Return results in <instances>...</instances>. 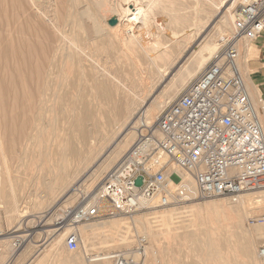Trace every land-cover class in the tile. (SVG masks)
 Masks as SVG:
<instances>
[{"label": "bare ground", "instance_id": "bare-ground-1", "mask_svg": "<svg viewBox=\"0 0 264 264\" xmlns=\"http://www.w3.org/2000/svg\"><path fill=\"white\" fill-rule=\"evenodd\" d=\"M27 1L28 4L26 5L28 7L27 9L25 8L29 13V16L28 14L27 16L32 18L37 24V28L29 23L24 24L22 22L20 24L19 21H15L14 16L17 13L13 14L14 19L8 13L10 17L5 15L4 18L6 17V19L2 20V14L6 12L7 5L3 0H0V128L4 121L3 118L6 119V126L10 124L16 125L15 113L18 117L25 115V118H28L26 122L28 124L25 125L24 129V126L20 127V129H23V136L19 140L15 139L21 145L20 149L25 151V153L23 156L21 155L22 158L20 157V159L18 156L17 160H19V163L23 159L32 162L30 165L31 169L28 168L35 171V173L45 169L47 174L54 175V179L46 185L45 195L32 199L34 208L45 207L43 213L46 214L39 216L42 224L40 228H44L48 226L51 222L50 220L54 217H61L62 221L67 222L72 213L69 210L70 202L78 194L77 192L83 190L87 194L92 195V189L94 188L92 184L98 177L99 171L110 167L124 153L120 158L122 160L134 145V140L136 141L141 134H144L145 128L154 126L157 117L171 101L172 96L181 91L189 80L201 72L211 56L218 51L226 38L232 34L235 12L248 0H193L192 5L186 4L184 2L186 0H124L123 3L126 6L124 10L118 4L111 6L112 4L108 5L106 4L107 1L104 2V0H91L93 1L92 7L84 8V12L82 11L81 13L80 8H77L81 14L76 12V10L75 12L78 15L74 14V12L73 14L62 15V17L57 16L56 12L48 13L50 11L49 8H52L51 12H54L53 10L57 7L54 9V6L51 7L53 2L50 5L46 1L50 7L48 8L49 11H45L46 4L45 6L43 4L46 2L41 4L45 7L43 9L38 4L40 0L39 2L36 0ZM68 1L71 4L76 2V0ZM228 3H230L229 6H227ZM155 4H161L164 9L169 10L171 13L166 15L165 29L160 28L159 25H153L157 36L151 41H147L144 40L143 36L151 29L149 26L154 19L152 18L154 17L153 15L151 17V11L152 6ZM68 5L70 6V4ZM86 5L88 4L86 3ZM97 6L102 8H100L104 18L102 21L108 26L110 32V42L108 43L117 47L120 58L122 56L124 60L122 62L123 65L114 71L106 69V66L104 67L102 64L99 65L97 61L98 63H93L91 68H87L88 71L90 69L89 80H84L85 75H81L79 69L83 72L84 67L82 69L83 63L81 64V62L87 61L86 59L89 58L87 50L91 49V47H87L90 45H88L87 40L84 41L82 35L89 29L91 30L90 34L95 33L99 36L98 33L103 30V33H101L104 34L107 28L102 27L103 29H101V23L97 21ZM59 7L61 8V6ZM3 8L6 9L5 12L2 10ZM119 9H122L120 11V14H123L121 16L123 17L122 20L117 25L116 23L109 24L110 15L109 17H104V14L107 12L116 14ZM66 11L69 12V10ZM218 13L222 14V17L214 24L211 30L207 31ZM87 21H91L90 27H85ZM132 23L140 24L137 31L142 32L143 36H135L133 33L129 34L130 31H133ZM169 35L170 37H168ZM41 40L42 43L40 42ZM90 40L92 43L91 38ZM44 42H46V45H44ZM58 43L71 48L72 52L63 53L65 49L60 50L62 47L59 45L58 47ZM86 47L88 57L84 59L80 55L85 53L83 50ZM239 50L237 66L243 77L253 108L264 129V93L260 88L261 82L256 77L258 70L251 67V62L258 59L260 50L254 42L245 40L240 41ZM97 51L95 52L97 53ZM90 54L92 55V53ZM93 55L90 58H93ZM98 58L96 56V59ZM122 58L120 61H122ZM104 59L107 60V58L102 60ZM120 61L117 62L119 63ZM106 63L103 64L105 65ZM84 64L88 67L87 64L89 63L86 62ZM109 64L111 68L115 67V65L111 66V63ZM7 70H9V75L12 73L10 78L16 85V92L13 94L10 91L13 96L11 95L12 97L10 98V95L7 94L9 96L4 98L5 100L3 99L4 104L2 105L3 95L1 88L8 76L5 72ZM3 72L6 73V78L2 81ZM71 73L75 75L74 80L70 79ZM153 74L159 81L171 74L173 76L172 78L170 77L171 80L169 79V83L164 86L160 95L154 94L156 97L148 104L146 99L154 88L153 86L151 88L148 87L155 80ZM9 82H7L8 85L10 84ZM89 83L91 86L88 85ZM12 85L14 84H11L10 90ZM14 88L13 90H15ZM72 88L75 90L76 95L72 93ZM10 107L14 111V117L11 116L13 115L12 113H9ZM13 107L15 108L14 110ZM160 109L161 111L157 115V111ZM12 111L10 109V112ZM59 121L62 123L60 124ZM28 141H32L30 148L32 151L26 153L29 148H24V145L22 147V144H26ZM14 150L13 152H15ZM6 152L1 144L0 156H2L1 158L4 162L6 159L10 160L8 158L11 157V153L15 155L12 151H10L9 155ZM16 152L18 151L16 150ZM7 155L10 157L7 158ZM12 158L15 159L16 157L12 156L11 160H13ZM28 161L27 163H29ZM8 164L10 162H7L6 167H8ZM16 164L18 165V162ZM8 168L4 169L6 171L4 172L6 177L4 178H6V181L12 182L11 177L8 176V172L11 169L8 171ZM168 169L185 179L190 189L193 188L189 177L174 164H169ZM80 172H87V175L82 180H75L76 182L71 183L70 179H75L73 177L79 176ZM2 174L3 172L0 173V182ZM32 179L36 180V177ZM1 183L5 185L4 181ZM9 188L7 194H3L2 198V195L0 196V199H2L0 200V230L2 232L0 236V259L6 254H10L9 256L12 255L11 257L13 258L11 259L16 261L20 256V250L26 247V242H28L29 238L31 239L34 232L31 231L27 235L13 236L20 231L21 221L18 222V220L28 216L30 207L22 202L19 204L15 196L16 192L14 193V186L11 185ZM70 191L73 192L69 193ZM30 198L23 199L31 201ZM62 199L64 200L61 205L46 220L51 210ZM177 210L154 211L149 214L150 217L145 214L138 218L136 217L137 219L131 217L132 221L130 222L126 221L127 218L118 217L114 218L113 221L95 220L73 227L67 224L64 225V229L60 233L61 228L45 231L52 239L54 235L57 236L50 242L45 240V242L38 245L40 247L38 252L40 251V253L34 254L35 256L26 264H33L36 261L48 258V256L52 258L53 250L58 247L67 249L65 239L72 230L77 233L80 248L72 253L75 257L67 260L70 264H110V250L121 247L129 248L132 244L133 227L137 231H142L146 237L153 241L156 240L155 234L158 233L156 228H169V226H175L174 230H182L185 239H188L193 244L194 250L203 257L216 262L217 260L223 261L226 259L223 256H227V254L223 255L220 252L223 245L217 243L213 238L219 223L224 220L238 224L243 217L257 219L264 216V214L259 215L264 212V191L247 192L241 194L236 200L223 198L208 201L203 205L192 204L191 201L181 206V209L179 208L181 211ZM58 211H61V213L58 214ZM1 221L4 223V227ZM94 222L98 223L90 224ZM36 227L33 228L35 229ZM255 231L258 237L264 238V222L261 225H257ZM49 236L48 240H50ZM30 239L29 242L32 241ZM137 242L138 240L136 239V244ZM83 244L86 252H80ZM21 245H23L22 249L20 248ZM254 247V242L251 239H247L240 246L243 258L251 260L253 264H264V260L259 259L258 252V262L254 261ZM40 258L42 259L40 260Z\"/></svg>", "mask_w": 264, "mask_h": 264}, {"label": "built area", "instance_id": "built-area-1", "mask_svg": "<svg viewBox=\"0 0 264 264\" xmlns=\"http://www.w3.org/2000/svg\"><path fill=\"white\" fill-rule=\"evenodd\" d=\"M263 38L264 0H248L235 12L232 34L105 175L92 200L71 210L67 224L130 216L147 208H178L207 198L236 200L243 193L264 191V129L237 66L240 41ZM260 65L264 70V62ZM169 164L189 177L192 189L169 171ZM258 222L263 223L264 216L251 219L252 224ZM137 239L133 250L111 252L110 264H142L147 239ZM65 244L69 252L79 250L74 230ZM258 257L264 260V243Z\"/></svg>", "mask_w": 264, "mask_h": 264}, {"label": "rangeland", "instance_id": "rangeland-1", "mask_svg": "<svg viewBox=\"0 0 264 264\" xmlns=\"http://www.w3.org/2000/svg\"><path fill=\"white\" fill-rule=\"evenodd\" d=\"M25 1V2H24ZM27 0H3V2L7 5L6 6V9H4L5 8V4L4 5H2V7H4L2 10H3V12H5V10H6V12L4 13V14H2L3 16V19L2 20H5L6 19V17L4 18V16L5 15H7L8 17H10L9 15L11 14L12 16V18H13V14H15V13H17V15L15 14V21H19V23L20 24H22V22L25 24V23H29V24H31L32 26H34L35 28H37V24L32 20V18H30V17H28L29 16V13H28V11L26 10L27 9V5L26 4H28L27 2H26ZM37 2H39V0H36ZM46 1H48V4H50L51 5V3L53 2V4L51 5V7H53V9L55 8V10H53L54 12H51L52 11V8H49L50 7V5H47V2ZM50 1V2H49ZM55 1H57V0H40V2L38 3L40 6H42L41 4H43L44 2H46V3H44L43 5L45 6V4H46V8L45 7H41V8H45L44 10L45 11H49V9H50V11L48 12V13H55L56 12V15L57 16H61L62 17V15H66V14H68V13H74L76 10V12H78L79 13V10L81 11V13H82V11L84 12L85 10H84V8L85 9H88V8H90V7H92V5H93V1H91V0H76V2H74L73 4H71L70 3V1H66V0H59V1H57V2H55ZM84 1H86V2H84ZM91 1V2H90ZM105 1H107L106 2V4H108V5H111V6H113V4H115V5H119L120 6V8H122L123 10L124 9H126L125 7V5H124V0H104V2ZM7 2V3H6ZM25 3V5H26V7H24L25 5H24V3ZM54 2H55V4H54ZM95 2V1H94ZM186 4H188V5H192V3H193V0H186V1H184ZM60 4V5H58V4ZM86 3L88 4V5H86ZM92 3V4H91ZM101 3V2H100ZM68 4H70V6L68 5ZM77 4H78V6H77ZM229 4L230 3H228L227 4V6H229ZM12 7H11V6ZM72 5V6H71ZM76 5V6H75ZM59 6H61V8L59 7ZM89 6V7H88ZM8 7H9V10H8ZM18 7V8H17ZM66 7V8H65ZM69 7V8H68ZM74 7V8H73ZM155 7H157V8H155ZM161 7V8H160ZM24 8V9H23ZM26 8V9H25ZM49 8V9H48ZM77 8H80L79 10L77 9ZM81 8H83V9H81ZM101 7H96V14H98L97 15V21L99 22V23H101L100 25H101V29H103V28H106L105 29V31H104V34H102L103 33V30L100 32V33H98L99 34V36L98 35H96L95 33H91L90 34V32H91V30H87L86 32H84L83 33V35H82V37H84V41H88L87 43H88V45H90V46H87V47H91V49H89L90 50V53H92V55H93V53L95 52V51H97V55L94 53V55H93V58H90V57H92V55L89 53V50H87V47H86V49H84L83 50V52H85V53H82L81 55H80V57H82V58H84V59H86L88 56H89V58H87L85 61L86 62H88L89 64H87V66L88 67H86V65L84 64V63H86V62H84V61H82L81 62V64L83 65H81L82 66V69H83V67H84V69H83V72H81L82 70L81 69H79V73L82 75L83 74V76H84V80H89V73H90V69H89V71L87 70V68H91V66H93V63H98L99 65H101L102 64V66H106L105 68L106 69H109L110 71H114V70H116V69H119L120 67H121V65H123L122 64V62H123V60H124V58H122V56H121V58H122V61H120L121 60V58H120V55H119V53H118V50H117V47L114 45V46H111V44L110 43H108V42H110L109 41V39H110V32H109V30H108V26H106V24H104L103 23V21L102 20H104V18H103V14H102V11H101V9H100ZM155 8V9H154ZM23 9V10H22ZM69 10V12L68 11H66V10ZM122 9H119V12H117L116 14H114V13H112V12H107L106 14H104V17H109V15H110V19L111 20H108V23L109 24H115L116 23V25L118 24V22L119 21H121L122 20V18L123 17H121V16H123V14L121 13L120 14V11L122 10ZM65 10V11H64ZM21 11V12H20ZM153 11V12H152ZM152 11H151V17H152V15L154 16V17H152V18H154L153 19V21L151 22V24H150V26H149V28L151 27V29H149V31H148V33L149 34H151V35H149L148 33H145V35L144 34H142V32H138L137 30H138V26H140V24L138 25V24H133L132 23V27H133V31H130L129 32V34H135V36H138V35H141V36H143L145 39L144 40H147V41H151L154 37H156L157 36V32L154 30V27L155 26H153V25H159V27L160 28H163V29H165V25H166V15H167V13H171L169 10H167V9H164L163 7H162V5L161 4H155L154 6H152ZM166 11V12H165ZM168 11V12H167ZM14 12V13H13ZM19 12H20V14H19ZM67 12V13H66ZM74 13V14H77L78 15V13ZM8 13H10V14H8ZM65 13V14H64ZM81 13H79V14H81ZM18 14H19V16H18ZM27 14H28V16H27ZM114 14V15H113ZM99 16V17H98ZM120 16V17H119ZM20 17H21V19H20ZM117 17V18H116ZM222 17V14H217L214 18V22L212 23V25L207 29V31H209V30H211V28L214 26V24L220 19ZM108 18V19H109ZM10 19V18H9ZM17 19V20H16ZM24 21H23V20ZM114 19V20H113ZM120 19V20H119ZM11 20V19H10ZM117 20V21H116ZM28 21V22H27ZM89 22V23H88ZM88 23V24H87ZM102 23H103V25H102ZM155 23V24H154ZM91 24V21H87L86 22V24H85V27H88L89 25ZM87 25V26H86ZM105 26V27H104ZM90 27V26H89ZM103 27V28H102ZM136 30V31H135ZM151 30V31H150ZM108 31V32H107ZM107 32V34H105ZM87 33V34H86ZM86 34V35H85ZM89 34V35H88ZM148 36H147V35ZM100 35H101V37H100ZM86 36V37H85ZM92 39V41H93V39H95V38H97V39H95V41H93L92 43H91V40H90V38ZM109 36V37H108ZM106 37V38H105ZM168 37H170V35L168 36ZM24 39V38H23ZM90 40V41H89ZM262 40H259V41H255L254 43H255V45L258 47V49L260 50V54H259V57H258V59L257 60H259V62H256V61H252L251 63H252V65H251V67H253V68H255V69H257L258 70V73L256 74V77H258L257 79L261 82L260 83V88L262 89V91H264V70L263 69H261V65H260V62H264V51H262L261 50V45L264 47V45L262 44V42H261ZM41 43H42V40L40 41ZM113 42V41H112ZM84 43V42H83ZM94 43H95V45H94ZM61 44V43H60ZM59 43L57 44V46L59 45L60 47H62V49H60V50H63V49H65V50H63V53H68V52H72L71 50V48H67V47H65V46H62V44L60 45ZM44 45H46V42H44ZM107 45H108V47H107ZM110 45V46H109ZM56 46V47H57ZM58 46V47H59ZM98 48H97V47ZM65 47V48H64ZM94 47V48H93ZM67 48V49H66ZM94 49V50H93ZM95 49H97V50H95ZM116 49V50H115ZM86 50H87V52H88V56H87V53H86ZM68 51V52H67ZM119 55V57H118V55ZM115 55H116V57H115ZM95 56V57H94ZM96 56H97V58L98 59H96ZM109 57V58H108ZM117 58L116 60H115V58ZM96 60H95V59ZM100 58H107V60L106 59H104V60H106V61H104V60H102V59H100ZM113 58V59H112ZM89 59V60H88ZM91 59H93V60H91ZM100 59V60H99ZM102 60V61H101ZM114 60V61H113ZM89 61H91V62H89ZM98 61V62H97ZM104 61V62H103ZM117 61H120L119 63L117 62ZM105 62H107L108 64L109 63H111V66H113V65H115V67L113 66L112 68L110 67V64H109V67H108V64L106 65H104L103 63H105ZM112 62H113V64H112ZM125 62V61H124ZM126 63V62H125ZM92 64V65H91ZM85 65V66H84ZM108 67V68H107ZM86 69V70H85ZM112 69V70H111ZM9 70H7V71H5L7 74H8V76H7V78H6V73L5 72H3V75L4 76H2V81L5 79L6 81L5 82H3V86H2V88H1V92H2V95H3V98H2V100L4 99V98H6V97H8L9 95H10V98L13 96L12 95V93L11 92H13V94L16 92V85H15V83H14V81L13 80H11V78H10V76L12 77V73H10V75H9V72H8ZM84 71H88V72H84ZM5 73V74H4ZM174 74V73H173ZM173 74H171V75H169V76H167V77H165L162 81L160 80H158V79H156V76H154V74H153V77H154V81L152 82V83H150V85L148 86V87H154L153 89H152V93H151V91H150V95H149V97H147V99H146V102L148 103V104H150L153 100V98H155L156 97V95L154 96V94H157V95H160V93H161V91L163 90V88H164V86L167 84V83H169V81L171 80V78H172V76H173ZM73 78H72V77ZM88 76V77H87ZM152 76V75H151ZM171 77V78H170ZM10 78V80H8ZM74 78H75V75H72V73L70 74V79H72V80H74ZM13 79V78H12ZM167 79V80H166ZM170 79V80H169ZM166 80V81H165ZM192 80V79H191ZM191 80H189L188 81V83L191 81ZM10 81V82H9ZM13 81V83H11ZM7 82H9L10 84L8 85V83ZM5 83H7V84H5ZM188 83H186L185 85H187ZM11 84H14V85H12V89L10 90V86H11ZM88 85H90L91 86V84L89 83ZM7 86V87H6ZM15 87V88H14ZM88 88H89V86H87ZM6 88V89H5ZM7 88H8V92H10V93H8L7 92ZM13 88L15 89V90H13ZM162 88V89H161ZM183 88V87H182ZM72 90H73V88H72ZM149 90V89H148ZM68 91H70V89H68ZM67 90H66V92H68ZM75 90H73L72 91V93L74 94V95H76V92H74ZM159 93V94H158ZM180 93V91H178L174 96H172L173 98H175L178 94ZM7 94H9V95H7ZM12 95V96H11ZM172 98V99H173ZM171 99V100H172ZM5 100V99H4ZM4 100H3V102H2V105L4 104ZM56 106H58V105H56ZM165 106V105H164ZM163 106V107H164ZM57 108V107H56ZM10 109H11V111H12V107H10ZM10 109H9V113L11 114H13L14 113V111H12V112H10ZM15 108L13 107V110H14ZM161 111V109L159 110V111H157V115L159 114V112ZM156 115V116H157ZM11 116H13L14 117V114L13 115H11ZM26 116L24 115H20V117H18L17 116V114L15 113V118L17 119V123H16V125H8V126H6L5 124H6V119L5 118H3L4 119V121L2 122L3 124H2V126H1V128H0V133H1V139H0V142H1V144L3 145V147H4V149H5V152L9 155L10 154V151H12L13 152V150L15 151V152H13V154L15 153V155H12V153L10 154L11 155V157L13 156V157H16L15 159H16V162H15V159L14 158H12L13 160H11V157L10 156H8L7 155V158L8 157H10V158H8V159H10V160H5V162H4V160L1 158L2 156H0V167L2 166V167H4V168H0V173H2L3 172V174H2V179H1V182L2 181H4V183H5V185H3L1 182H0V186H1V190H0V196H1V198L3 197V194H7L8 193V191H9V187H11V185H13L14 186V193H15V196H16V199H17V201H18V203L20 204V202H22V203H24V204H27V206L28 207H30L29 208V210H30V212H29V214H28V216L27 217H25V218H21L20 220H18V222L19 221H21V223H20V231L18 232V233H16V234H14L13 236H20V235H27V234H29L31 231H33L34 232V234H33V236L31 237V239L30 240H32L31 242H33V243H31V242H29V239H28V242H26V247H24L23 249L21 248V247H23V245H21L20 246V248L22 249V250H20V256H19V258H17L16 259V261L15 260H12L13 258L11 257V256H9L10 254H6L3 258H1L0 259V264H5L7 261H8V259H10V261H11V264H26L30 259H32L35 255H37V254H39L40 253V251L38 252V249L40 248V247H38V245H40V244H42L43 242H45V240L46 241H52L57 235H54L53 237V239H52V237L51 236H49L48 234H47V232H45V231H48V230H52V229H58V228H61L60 229V231H59V233L61 232V231H63V227H64V225H67V222H64V221H62V219H60L59 217V219H60V221H59V219L58 218H56V217H54V218H52L50 221V223L48 224V226H45L44 228H40V225H42L41 224V218H39V216H41V215H45L43 212H44V208H38V207H36V208H34V202H32V199L34 200V199H37V198H39V196L41 197V196H44L45 195V193H46V185H48L53 179H54V175H49V174H47L46 173V170L45 169H43L42 171H38V172H36L35 173V171H32V170H30L31 168H30V165H31V163L32 162H29L27 159H23V161H21V163H19V160H17V158H18V156H19V159H20V157L22 158V156L24 155V153H25V151H23V150H21L20 148H21V145H19V143H18V141L16 142V140L18 139H20L21 138V136H23L22 135V132H23V129L25 128V125H27L28 123H26L27 122V120H28V118H25ZM19 118V119H18ZM59 123L61 124L62 122L61 121H59ZM141 123V122H140ZM15 128H14V127ZM22 126H24L23 127V129L21 128L20 129V127H22ZM8 127H10L9 129H7ZM17 127V128H16ZM17 129V130H16ZM19 129V130H18ZM10 130V132H11V134H10V132H8ZM19 132H20V134H19ZM9 133V134H8ZM7 135V136H6ZM11 135V136H10ZM13 136V137H12ZM5 137H7V138H5ZM17 138V139H16ZM14 141L15 139V141L13 142L12 140ZM136 139V138H135ZM9 141V142H8ZM16 142V143H15ZM134 142H135V140H134ZM133 142V143H134ZM15 143V144H14ZM0 144V145H1ZM7 144H8V146H7ZM9 144H10V146H9ZM14 144V146H12ZM23 145H24V148L25 147H28L29 149L26 151V153L28 152H31L32 151V149H30L31 148V145H32V141L31 142H26V144L25 143H23L22 144V147H23ZM12 146V147H11ZM20 146V147H19ZM9 147H10V149H9ZM13 149V150H12ZM8 150H10L9 152H8ZM16 150L18 151V152H16ZM23 152V153H22ZM20 155H19V154ZM16 154H17V156H16ZM122 154H124V153H122ZM122 154H121V157H122ZM22 155V156H21ZM121 157H119V159H116L113 163H112V165L110 166V167H108L107 169H105V170H100L99 171V175H98V177L96 178V180L93 182V184H92V186H94V188L92 189L93 190V193H92V195H89V194H87L85 191H83V190H79L77 193V195L74 197V199L73 200H71L72 202H70V206H69V210H74L76 207H78V206H80V205H83V204H85V203H87V202H89L93 197H94V195H95V193H96V191H97V189H98V187H99V185L101 184V182H102V180H103V178L105 177V175L108 173V172H110L112 169H114L118 164H119V162L121 161L120 160V158ZM29 162V163H27V161ZM10 162V164H8V167H6L7 165V162ZM12 161H14V162H12ZM25 161H26V163H25ZM12 162V163H11ZM18 162V165L16 164ZM3 163V164H2ZM24 163V164H23ZM10 165H11V167H10ZM16 167H15V166ZM20 165V166H19ZM25 165V166H24ZM26 165H28V166H26ZM91 165V164H90ZM94 165H96V164H94ZM93 165V166H94ZM30 169H29V168ZM5 168H8V171L11 173H9L8 172V176L9 177H11V179H12V182H9V181H6V178H4V177H6V174L4 173V172H6L5 170ZM5 169V170H4ZM30 170V171H32V172H30V171H28V170ZM45 170V171H44ZM12 172H14V173H12ZM87 172H88V170H87ZM86 172V173H87ZM38 173V174H37ZM85 172H80L79 173V176H80V178H79V176H74L73 178H75V179H70L71 180V183H73L75 180L76 181H80V180H82L87 174H86ZM12 174H14V175H12ZM30 174H32V175H30ZM36 176H35V175ZM101 174V175H100ZM12 175V176H11ZM26 175V176H25ZM39 176V178H38V176ZM14 176V177H13ZM103 176V177H102ZM36 177V180L35 179H32V178H35ZM3 178H4V180H3ZM14 178V179H13ZM17 178V179H16ZM78 178V179H77ZM20 182H19V181ZM18 181V182H17ZM34 181H36V182H34ZM75 181V182H76ZM14 182V183H13ZM33 182V183H32ZM45 182V183H44ZM8 183H9V185H8ZM16 183H18V184H16ZM23 183V184H22ZM25 183V184H24ZM90 183V182H89ZM2 184V185H1ZM77 184V183H76ZM23 185V186H22ZM70 185H72V184H70ZM98 185V187L96 188V186ZM3 186V187H2ZM4 188V189H3ZM96 188V189H95ZM73 191H70L69 193H72ZM2 193V194H1ZM68 193V194H69ZM86 193V194H85ZM31 196V198H30V196ZM26 199V198H30V200L31 201H29V199H27V201H25L24 199ZM91 198V199H90ZM225 199L226 197H220V198H207V199H202V200H196V201H192V204L193 203H196V204H201V205H203L204 203H206V202H208V201H213V200H217V199ZM21 199H23V200H21ZM65 199V198H64ZM64 199H62V200H60L58 203H57V205L55 206V208H53L52 210H51V213H50V215L49 216H47V218H46V220L47 219H49V217L51 216V214L55 211V210H57V207L58 206H60L61 205V203L63 202V200ZM0 200H2V199H0ZM88 200V201H87ZM227 200V199H226ZM190 203V202H189ZM30 205V206H29ZM186 205V204H185ZM180 209H181V207H179ZM179 208H150V209H146V210H142V211H140V212H137V213H135V214H133V215H131V216H115V217H113V218H109L110 220H108V219H103V221H113L114 220V218H127L126 219V221L127 222H130V221H132V219H131V217H134V219L137 217H140L141 215H146V216H149L150 217V213L151 212H154V211H165V209H166V211L168 210V209H175V210H177V211H181V210H179ZM33 213V214H32ZM59 213H61V211H58V214ZM148 214V215H147ZM264 214V212H261L259 215H263ZM30 215V216H29ZM32 215H35V216H32ZM136 215V216H135ZM136 218V219H137ZM243 219H244V221H243ZM251 217H250V219H249V217H247V218H242L241 219V221H240V223H238V224H234V223H232V222H229V221H221L220 223H219V227H218V229L216 230V232H215V234L213 235V238H214V240L215 241H217V243H221L223 246H221V250H220V252L223 254V255H225V254H227V256L225 255V256H223V257H225L226 259H224L223 261H218L217 260V262L216 261H214V260H211V259H208V258H206V257H203L201 254H199V252H197V251H195L194 250V248H193V244L188 240V239H185V237H184V232H182V230H174V228H175V226H169V228L168 227H159V228H156L157 229V231H158V233L157 234H155L156 236H155V238H156V240H150L148 237H146L145 236V234H143V232L141 231H137V229H135L134 227L132 228V238H133V242H132V244L130 245V247L129 248H118V249H113V250H110L109 251V253H111V252H114V251H118V250H123V249H130V248H132L131 250H133L136 246H137V244H136V239L138 238V236H145L146 238H147V243H146V246H145V248H144V255L142 256V259H141V262H142V264H253L252 263V261L251 260H246V259H244L243 258V256H242V253H241V250H240V246L247 240V239H251L253 242H254V254H253V258H254V261H257L258 262V259H257V252H258V250H259V247L261 246V244H263L264 243V238H261V237H258V234H257V232L255 231V227L257 226V225H261L262 223H255V224H252L251 223ZM59 222H60V224H59ZM64 222V223H63ZM101 222V221H100ZM43 223V222H42ZM96 223H98V222H94V223H90L91 225H93V224H96ZM1 224H2V226L4 227V223L1 221ZM84 224V223H83ZM82 224V225H83ZM85 224H87V223H85ZM37 225H39L38 227H36ZM154 225H156V224H154ZM221 225V226H220ZM33 227H36L35 229L33 228ZM167 228V229H166ZM159 229V230H158ZM177 231V232H176ZM181 231V232H180ZM138 233V234H137ZM44 234V235H43ZM45 234H46V237H45ZM135 234V235H134ZM48 236L50 237L49 239L50 240H48ZM20 240H22V239H20ZM138 240V239H137ZM150 240V241H149ZM155 241V242H154ZM15 243V242H14ZM19 249V248H18ZM57 249V250H56ZM56 249H54L53 251L54 252H52V253H54L53 254V256H52V258L50 257V256H48V258H44L43 260H41L44 256H40V257H42V258H40V260L41 261H36V262H34L33 264H61L60 263V261H63V263L64 264H70L69 262H67V260H70L71 258H73V257H75L74 256V254L72 255V253L73 252H69V251H67V249H65V248H60V247H58V248H56ZM59 249V250H58ZM63 251H62V250ZM82 251H85L86 252V248H85V245L83 244V246L81 245V251L80 252H82ZM146 251V252H145ZM92 253V252H91ZM108 253V252H107ZM35 254V255H34ZM22 255V256H21ZM45 255V254H44ZM78 255V254H77ZM76 255V256H77ZM10 257V258H9ZM45 257H47L46 255H45ZM12 258V259H11ZM256 259V260H255ZM53 261V262H52Z\"/></svg>", "mask_w": 264, "mask_h": 264}, {"label": "crops", "instance_id": "crops-1", "mask_svg": "<svg viewBox=\"0 0 264 264\" xmlns=\"http://www.w3.org/2000/svg\"><path fill=\"white\" fill-rule=\"evenodd\" d=\"M262 44L264 45V38L262 39ZM261 50L264 51V47L261 45ZM264 93V91H262ZM53 262V261H52ZM68 262V261H67ZM61 264H64L63 261H60Z\"/></svg>", "mask_w": 264, "mask_h": 264}, {"label": "water", "instance_id": "water-1", "mask_svg": "<svg viewBox=\"0 0 264 264\" xmlns=\"http://www.w3.org/2000/svg\"><path fill=\"white\" fill-rule=\"evenodd\" d=\"M140 184H141V179H137V181H136V185H137V186H140Z\"/></svg>", "mask_w": 264, "mask_h": 264}]
</instances>
